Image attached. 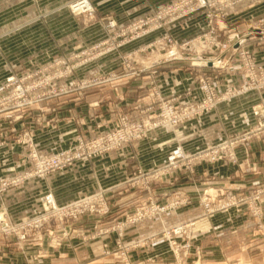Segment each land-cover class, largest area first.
<instances>
[{
    "label": "rangeland",
    "instance_id": "374dc122",
    "mask_svg": "<svg viewBox=\"0 0 264 264\" xmlns=\"http://www.w3.org/2000/svg\"><path fill=\"white\" fill-rule=\"evenodd\" d=\"M78 1L81 0H48L44 10H42L44 5L36 2L29 3L27 0H8L2 4L5 10L0 19V84L12 75L16 77L33 76L27 81V86L33 88L30 90L27 99L14 98L12 104L7 103L10 99L8 101L0 99V126L19 123L29 126L50 125L58 119L54 118L53 115L50 117L53 111L52 107H56L58 103L51 102L49 108H45L42 106L43 102H47L49 99H59V97L74 90L82 91L92 86H100L118 75L139 72L136 69L137 66L142 68L143 65L148 66L149 64L156 66L175 61L189 65V69L196 74L195 82L196 87L199 88L200 96L193 100L184 101L179 98H164L161 93L163 85L155 82L156 85L150 93L157 103V108H153L152 104L146 105V113H144L142 120H129L119 110L120 114L114 118L115 122L109 126L108 130L91 135H77L69 141L68 148H60L56 143L57 140H55L49 144L50 149L41 150V142L38 143L33 132L25 129V127L21 133L14 135L12 139L10 138L24 147L19 153L26 155L31 164L26 171L16 174L3 175L0 172V183L19 184L11 186L5 191H0V197L4 198L10 193V190L15 188L16 191L20 189L18 193L22 191V195L15 194L9 200L10 202H7L8 204L4 203L8 211L0 214L11 226L19 227L18 233H8L0 229V264H78L73 257L75 252L79 250L80 246L85 249L82 243L90 242L98 247L102 245L104 247L102 248V255L114 257V264H136L129 257V251L134 244L133 242L126 243L123 240L122 232L141 222L125 224L124 226L121 223L126 222L128 216L135 215L139 210H147L153 204L162 208L167 207V209L149 216L146 220L163 218L170 211L192 202V198L183 191H177L180 194L174 192L169 194L165 200L147 199L138 205L134 211L115 212V217H120L112 227L96 229L86 224L89 220L102 221L111 213L104 216L87 213L75 219L66 218L63 220L58 216H53L46 221L44 217L52 214L51 207L47 203V196L49 194H52L54 198L55 196L50 192L45 193L41 190V186L30 192L31 188L28 190L27 187L28 181L36 179L34 182L42 184L43 178L52 173L64 171L78 161L63 170L40 176L37 174L39 171L38 159L62 151L78 149L79 141L97 140L104 135L117 131L116 129L122 127L124 122L130 124L157 123L163 117L167 106L173 105L178 111H181L189 105H199L195 107L200 111L206 103L211 105V102L207 100L209 93L202 87L205 84H208L210 91L218 99L224 100L217 102L216 105H211L209 111H200L196 114L197 116L179 125L170 126L167 123L164 124L166 126L147 130L141 134V138L132 139L120 148L111 150L100 157L114 151L117 152L124 146L142 142L158 129L175 130L186 123L199 121L214 110H216L215 115L211 119L204 120L207 127L214 123L215 125L223 124V116H225L227 124L233 125L235 119L226 115L229 113L217 114L221 103L232 101L233 98L247 93L264 91V87L244 91L252 79L264 76V34H261L259 30V28L264 29V0H240L234 4L230 3V0H206L209 3L207 7H204L199 0H87V7L80 9L75 6ZM35 7L38 8L36 12L38 14L26 18V11L32 14L36 11ZM5 11L7 15H5ZM11 13H17V18L7 20ZM20 14L23 15L20 16ZM42 17L44 29H40L38 25V21ZM34 33L40 34L36 36ZM249 38L252 39L248 41L249 44H246L245 47L253 55L252 59L237 56L234 51L225 53L223 48L218 46L219 44H215L216 42H226L228 45H237L244 43ZM42 45L43 48H41ZM101 52L103 53L100 54ZM64 58L68 59L70 69L66 65L53 66L54 63ZM96 60L103 61L98 67L89 68L85 71L87 68L84 67ZM223 61L224 64H218ZM208 65L218 67L219 70L205 71L203 68ZM118 67H120L119 70ZM149 67L151 66L149 65ZM65 72L68 73L65 75L66 77L72 79L76 75L75 78L78 79L76 81L72 79L68 83H74L71 89L63 93L62 87L68 84L59 85L56 83L58 80L55 77ZM46 77L53 78L52 82L45 83ZM239 78L240 84L236 81H239ZM206 79L208 80L206 81ZM86 81L97 82V84L89 85V83H85ZM238 91H242V93L236 94ZM101 98L99 97L98 100L101 101ZM263 103L264 101L257 98L256 104L252 106L251 112L254 121L248 129L229 131L230 129L227 128L225 130L226 136L222 140L220 133L217 132L215 140L217 138L219 142L216 141L214 145L200 149L193 154L186 152L180 140L174 141L176 144L174 143L175 146L171 147L166 160L156 165V168L152 170L151 179L147 180L146 177H142L143 170L136 168L134 183L139 187H145L143 189H149L151 182L158 180H161L162 182L159 183L163 185L187 180V173H190L189 176H191L197 166L195 165L196 162H192L194 159L197 162L200 161L199 163L206 164L209 168L215 165L214 163L226 160L237 166L235 171H247L250 167L247 164L239 163L237 148L250 139H264V116L255 112L256 110L264 112ZM27 118L33 119L27 122ZM194 127L196 129V126ZM86 128H88L87 125ZM45 133L51 134V132ZM34 134H36L35 131ZM4 143L5 140L0 141L1 145ZM179 149L183 152L185 159L175 155ZM47 150L50 152H45ZM216 152H218V160L216 158L215 161L212 157ZM173 155L176 157L175 161H172ZM232 155L235 158H232ZM90 159L95 158L82 160ZM142 180L144 181L142 182ZM92 182V180H83L81 197L77 198L76 195V199L59 205H70L92 195H102L104 201L98 200L95 203L99 207L107 205L111 210L112 202L107 194V189L100 188L91 192L90 185H93ZM256 185L258 186L255 188L250 189L251 186H248L242 191L223 187L222 190L218 189L219 194L205 191L199 196V202L204 207L206 214L236 207L237 212L240 211L241 214L249 216L252 222L247 223L240 245L234 246L233 238L229 239V243H227L220 242L221 239L215 236L211 237L210 241L205 242V244L199 243L200 247L196 246L193 242L196 220L190 219L164 227L158 233L147 237L146 240L151 241L148 245L154 242L167 243V251L164 252L163 257L159 258L161 264H264V241L259 238V236L264 235V186L259 182ZM215 195L216 197H226V200L218 201L219 197L213 198ZM64 196L68 201L74 197V194L70 191ZM193 222H195L194 225ZM1 224L0 221V227ZM182 224L192 228V238L173 235L175 236L174 239L179 244L191 241L192 246L190 252L187 253L182 248L177 255L164 234L167 231L172 232L174 228ZM232 236V234L229 235V237ZM246 236H248L247 239H244ZM108 237H115L112 248L104 246V241ZM152 238L155 240L153 241ZM118 242L121 246L118 245ZM99 249L101 251L100 247Z\"/></svg>",
    "mask_w": 264,
    "mask_h": 264
},
{
    "label": "crops",
    "instance_id": "0c3cea01",
    "mask_svg": "<svg viewBox=\"0 0 264 264\" xmlns=\"http://www.w3.org/2000/svg\"><path fill=\"white\" fill-rule=\"evenodd\" d=\"M7 1L0 0V19L3 16L2 12L5 10L2 4ZM27 1L29 3L36 2L44 5L42 6V10L46 9L48 3V0ZM35 9L36 11L32 14L26 11L25 15H27L24 16L26 18L34 16L38 11L37 7ZM23 14H20V16ZM5 15H7L6 11ZM9 15L7 20L17 18V13ZM43 21V17L38 21L40 29L45 28ZM34 34L37 36L40 33ZM41 48H43V45ZM101 61L103 60H96L87 67H84L87 68L85 71L89 68L98 67ZM218 64H224V61ZM149 65L154 67V69H150ZM149 65H143L142 68L137 66L136 69L139 72L118 75L116 78H112L111 81L108 80L100 86H92L82 91L74 90L59 97V99H49L47 102H43L42 106L45 108H49L51 102L58 103L56 107H52V114H49L50 117L53 115L54 118L58 119L54 120L55 122H52L50 125L29 126L23 123L1 125L0 141L5 140V143L4 145L0 144V172L3 175H11L26 171L29 168L31 164L29 158L19 153L24 147L18 142L11 140L14 135L21 133L24 127L33 132L38 143L41 142V150L44 148L50 149L49 144L55 142V140H57L56 143L60 148H68L70 145L69 141L77 135H91L108 130L109 126L115 122L114 118L120 112L122 115L125 114L129 120H142L144 113H146V105L152 104L153 108H157V103L150 93L151 89L156 85L155 82L163 85L161 93L164 98H179L184 101L187 99L193 100L200 96L198 92L199 88L196 87L197 84L195 82L196 74L189 69V65L175 61L156 66ZM217 68L208 65L203 69L213 72L219 70ZM141 69L143 71L140 72ZM223 69L229 68L225 67ZM75 77L76 75L72 79L76 81L78 78ZM72 79L64 77L58 79L56 83L65 85L72 81ZM236 81L238 84L241 83L240 78L239 81ZM99 97H102L101 101L98 100ZM257 98L260 101H264V91L260 93H247L233 98L232 101L221 103L217 114H222L221 112L225 114L229 113L226 115H230L231 118L235 119L233 125L227 124L225 116H223V124L219 123L215 125L214 123L207 127L204 120L211 119L216 113V110H214L207 117L200 119V122L192 121L191 123L181 125L175 130L168 128L158 129L148 139L135 145L124 146L117 152L114 151L95 159L78 161L64 171L55 172L43 178L42 184L34 182L36 179H31L27 183L28 190L31 188L30 192H32L41 186V190L45 191V193H53L57 203L62 205L74 200L76 195L77 198H80L83 180H92L93 185H90V191H97L100 188L107 189V194L110 196L112 202L111 215H108L102 221L89 220V224L86 223L89 227H95L96 229L115 225L120 217H115V212L134 211L138 205L147 199L157 198L161 201L165 200L169 194L174 192L175 194H180L177 191H183L188 197L192 198V202L187 203L185 206H180L174 211H170L163 218L148 219L136 226L123 230V240L126 243L133 242L134 244L129 251V257L136 264H161L159 258L163 257L164 252L167 251V243L154 242L148 245L151 241L146 240L147 237L158 233L164 227L190 219L196 220L194 228L195 238L193 241L196 246L200 247V244L209 242L210 238L215 236L221 239L220 242L227 243H229V239L233 238V245H240L243 241L242 235L247 223L252 222L249 216L241 214L242 212L240 211L237 212L236 207L213 214H206L204 207L199 202V196L205 191L219 194V188L221 190L232 188L236 191H242L243 188L251 186L250 189H252L258 186L256 185L257 182L264 186V139L256 140L253 138L239 145L237 148L239 163L247 164L250 167L247 171L243 170L244 172L240 170L235 171L237 166L230 161L222 160L214 163L215 165L209 168L206 164L199 163L200 161L197 162L194 159L192 162H196L195 165L197 166L191 176H189L190 173H187V180L171 182L168 185H163L159 183L162 181L158 180L151 182L149 189H143L145 187H139L134 183L133 179L136 168L143 170L142 177H146L147 180L151 179L152 170L156 168V165L166 160L167 154L171 147L175 146L176 143L174 141L176 140H180L186 152L193 154L200 149L214 145L216 141L219 142L217 138L215 140L217 132L220 133L222 140L226 136L225 130L227 128L230 129L229 131L248 129L254 121L251 108L256 104ZM36 110L38 111V109ZM31 119L27 118L26 121L28 122ZM86 125L88 128H86ZM194 126H196V129ZM34 131L36 134H34ZM45 132H51V134L47 135ZM45 152L48 153L50 150ZM19 190L16 191V188L12 189L9 191L11 194L5 195L4 198L0 197V214L8 211L4 203L8 204L7 202L13 195H22V191L18 193ZM70 191L74 194V197L67 201L64 195ZM215 197L216 195L213 196V198ZM225 200L226 197L218 198V201ZM231 234L233 236L229 237ZM250 236L252 235L250 234ZM247 237H244V239H247ZM114 238L108 237L104 241L105 245H103L106 248H112L115 242ZM259 238H262V241H264V235L259 236ZM152 239L153 241L155 240L154 238ZM82 244H84L85 249H82V246H80L73 256L78 264H114V257L102 255V248H104L102 245H99L100 251L99 247L91 242ZM82 250L84 252H81Z\"/></svg>",
    "mask_w": 264,
    "mask_h": 264
},
{
    "label": "built area",
    "instance_id": "2783aa9c",
    "mask_svg": "<svg viewBox=\"0 0 264 264\" xmlns=\"http://www.w3.org/2000/svg\"><path fill=\"white\" fill-rule=\"evenodd\" d=\"M199 1H201L204 7L205 6L207 7L209 5V3L206 0H199ZM237 1H240V0H230V3L234 4ZM87 5H88L87 0H81V1H78L75 6L76 8L80 9L83 7H87ZM256 30L257 31L260 30L261 34H264V29L261 30V28H259V30L258 29ZM252 38H249L244 43H239L237 45H233V44L228 45L226 42H221V43L216 42L215 44H219L218 46H221V48H223L225 53L234 51L235 55L237 56L240 55L241 57L252 59L253 55L250 53V51L247 50V47H245L246 44H249L248 41H250ZM223 50L221 51L223 52ZM102 53L103 52H101L100 54ZM249 54L251 55L249 56ZM60 65H64V66L66 65L67 68L70 69L69 61L66 58L61 59L53 64V66H60ZM150 68H152V66ZM152 69H154V67ZM66 74L68 73L67 72L61 73L60 75L56 76L55 79L58 80L63 77H66L65 76ZM32 77L31 76L16 77L13 75L9 76L3 83L0 84V97L3 96L0 99H2L3 101H8V99H10L7 102L8 104H12L14 98L27 99L28 94L30 93V90L33 88V87L27 86V81H29ZM52 80L53 78H50V77H46L44 79L45 83L47 84L51 83ZM207 80L208 79H206V81ZM85 83H89V85L97 84V82H93V81L91 82L86 81ZM73 84L71 83V84H68L67 86L64 85L65 87H62L61 91H63V93L68 92L71 89ZM202 87L206 92L209 93L207 100L211 102V105L213 104L216 105L217 102L224 100V99H218L215 96V94L212 91H210V87L208 86V84H205ZM263 87H264V76L258 79L257 78L252 79V81L249 83V86L244 91L246 92L250 90H257ZM240 93H242V91H238L236 94H240ZM211 105L209 106V104L206 103L205 105H203V108L200 111L201 112L209 111ZM195 106H199V105H189L187 107H184V109L181 111H178L173 105L167 106L163 113V117L157 123L148 122L146 124H141V123L140 124H137V123L130 124V123L124 122L122 127L116 129L117 131L104 135L103 137L97 140L90 141V142L83 141V140L79 141L78 149H75V150L70 149V150L62 151L52 156L38 159L37 164L39 166V171L37 174H39L40 176L47 175L48 173H51L54 171L63 170L67 168L70 164L76 161H79L85 158L100 157L101 155L107 152H110L111 150L120 148L123 144L128 143L132 139L141 138L142 136L141 134H143L144 132L152 128L166 126L164 124H167V123L170 124V126L179 125L180 123H183L191 119L192 117L197 116L196 114H198L200 111H198L197 107ZM255 112L256 114H260L264 116L263 111L256 110ZM217 154L218 152H216L215 155L212 157L214 160L217 158ZM175 155H178L182 159H185L181 149H179L175 153ZM175 155L171 157L172 161L176 160ZM232 158H235V156L232 155ZM216 160H218V158ZM29 177H32V176H29ZM17 184L10 183V182L0 183V191L1 192L5 191L11 186H17ZM98 200H101V202H103L104 201L103 196L102 195L100 196L92 195L88 198L77 201L70 205L61 206L56 202L53 195L49 194L47 196V203L51 207L52 214L44 218L47 221L53 216H58L60 217L61 220H63L66 218L75 219L87 213L100 214L102 216L108 215L110 213L109 206L103 205L99 207L97 203H95ZM166 209L167 207L162 208L159 205L153 204V206L147 210H144V211L139 210L135 215L128 216L126 222L121 223V225L124 226L125 224H136V223L142 222L146 220V218H148L149 216L160 213L162 210H166ZM0 221L2 223L1 224L2 226L0 227L1 230L7 231L8 233H18L17 229L19 227L11 226L7 220L3 219V215H0ZM194 224L195 222H193V225ZM164 235L171 243V246L174 248V251L177 253V255L179 254V251L182 248H184L187 251V253L190 252L191 246H192L191 241L186 242L184 244H179L174 239L175 236H173V235H181V236L187 237L188 239H191L192 238V228L189 225H183V224L179 225L176 228H174L172 232L167 231ZM22 237L24 238V235H22ZM118 245H120V242H118ZM107 253H109V251H107Z\"/></svg>",
    "mask_w": 264,
    "mask_h": 264
}]
</instances>
